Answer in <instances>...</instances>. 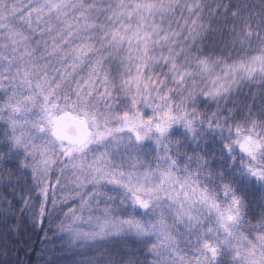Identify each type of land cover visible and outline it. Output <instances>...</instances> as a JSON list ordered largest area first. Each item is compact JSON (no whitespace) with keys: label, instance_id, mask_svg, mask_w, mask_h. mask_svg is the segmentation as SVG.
Instances as JSON below:
<instances>
[{"label":"snow or ice","instance_id":"6c2138e0","mask_svg":"<svg viewBox=\"0 0 264 264\" xmlns=\"http://www.w3.org/2000/svg\"><path fill=\"white\" fill-rule=\"evenodd\" d=\"M17 205L74 264H264V0H0Z\"/></svg>","mask_w":264,"mask_h":264},{"label":"trees","instance_id":"16d2710c","mask_svg":"<svg viewBox=\"0 0 264 264\" xmlns=\"http://www.w3.org/2000/svg\"><path fill=\"white\" fill-rule=\"evenodd\" d=\"M255 3L258 4L259 0H255ZM214 39L218 42L220 39H226V37H215ZM250 91L252 96H259V89L249 90L245 88L243 94L238 97L239 102L252 103L251 100L247 99ZM259 102V99H257L256 103ZM8 198L9 200L12 199L11 197ZM19 207L17 205V210L12 214L0 217V264H74L75 260L82 258L69 251L65 241L59 238L64 235L55 231L60 220L54 217L55 222L44 228V233H47V239L49 240V243L46 244L44 243V234L40 232L39 228L33 231L29 214H22L18 210ZM84 227L85 230L88 229L87 225ZM9 228L22 230L23 239H28L32 247L25 250L22 243H15L21 237L18 234L9 233ZM110 248L118 258L125 252H135L136 255L140 256L138 245L131 240L126 246L113 244ZM140 258L143 259L142 256Z\"/></svg>","mask_w":264,"mask_h":264},{"label":"rangeland","instance_id":"374dc122","mask_svg":"<svg viewBox=\"0 0 264 264\" xmlns=\"http://www.w3.org/2000/svg\"><path fill=\"white\" fill-rule=\"evenodd\" d=\"M69 179H71V178H69ZM66 210V209H65ZM29 216H30V214H29ZM62 219V218H61Z\"/></svg>","mask_w":264,"mask_h":264}]
</instances>
